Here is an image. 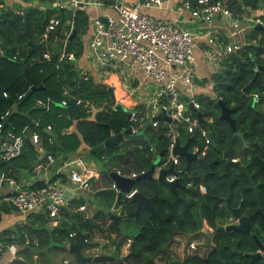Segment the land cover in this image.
<instances>
[{
	"label": "trees",
	"instance_id": "1",
	"mask_svg": "<svg viewBox=\"0 0 264 264\" xmlns=\"http://www.w3.org/2000/svg\"><path fill=\"white\" fill-rule=\"evenodd\" d=\"M227 3L237 15L264 8V0H227ZM52 16L59 18V24L48 33V40L56 32L62 33L60 28L65 27L66 35L74 29L75 35L70 39L69 47L76 60L82 52L81 35L88 25L86 12L75 10L69 25L67 21L70 12L62 14L61 9L30 6V10L27 13L23 10L22 15L8 6L0 9V86L6 93L0 99V114L8 110L7 116L2 120L1 131L4 133L10 130L21 134L23 129H28L30 133L36 132L46 151L53 155L54 161L61 160L69 151H73L79 141L88 146L91 156L97 155L102 159L106 170L101 172L100 180L106 189L94 192L97 207L109 209L113 205L122 212L116 224L120 233L110 240L115 251L114 254L110 253L111 264H156V259H161L166 264H264V258H256L250 262L245 255L258 249L251 234H255L264 246V28L251 27L245 36L249 47L226 55L218 69L209 77L214 96L233 109L230 114L245 145L234 135L229 124L219 118L217 99L199 95V110L205 118H210L203 128L212 142L205 143L198 132L182 134L178 139L182 143L188 141L189 150L196 145L199 153L203 151L201 156L207 164L195 159L189 162L186 169L185 160L180 157V184L176 188V195L153 177L136 180L133 188L151 198L156 212L153 214L142 206L137 208L135 201L124 192L117 196L112 189H108L111 179L107 170L112 166L125 173L148 170L152 165L150 148L159 152L168 146L164 136L165 128L144 126L130 134L123 133V140L119 144L92 152L90 148L101 143L110 134L124 132L129 125L128 108L113 104L107 85L94 82L88 76L78 75L75 60H58L57 53L62 48V43L55 44L57 48L50 49V46L40 42L46 22ZM30 42L40 43L41 51L31 49ZM43 51L50 53L49 60L41 58ZM24 67L31 77V83L24 74ZM40 83L42 87L32 90L25 99L18 97L31 84L37 86ZM63 88L67 89L66 95L62 94ZM255 93L257 99L254 102ZM47 97L51 101L47 110L35 105L36 99L44 100ZM63 98L66 99L65 106L69 107L70 114L60 104ZM76 98L92 102L100 108L92 120L87 119L83 105L75 103ZM72 123L74 130L61 133L62 129ZM46 125L50 126L54 134L51 144L47 142L51 133L46 131ZM24 134V146L20 154L10 160L19 157L20 165L31 168L36 155L27 140L28 134ZM109 156L112 157L107 160ZM232 158L236 160L231 161ZM3 164L5 163L0 161V165ZM61 176L62 174H56L53 178ZM41 185L43 181H36L28 188ZM199 185L205 187L204 192L199 191ZM225 200L231 207L238 208L241 214L248 216V235L215 229L217 223H226L230 218ZM70 203L77 207L81 204V199L71 200ZM62 208L59 213L65 218L68 216V219L63 222L59 220L54 226H47L49 218L45 214L30 212L26 215L27 220L14 224L13 230L5 229L0 232V243L15 242L19 245L16 257L8 264L32 263L33 255L38 259V264H56L63 258H68V264L77 263L74 253L67 249L65 242L73 241L74 237L69 236V233L74 232L76 235L74 229H87V218L83 217L81 211L69 212ZM1 209L9 212L12 208L2 203ZM95 212L97 215L100 210ZM109 213L104 214L108 217ZM203 220L213 228L210 232L213 245L207 253L204 256L193 253L179 258L168 257L167 249L173 238L177 235L197 236L201 233ZM108 223L112 228L111 232L116 234V226L112 221ZM131 227L133 231L129 233ZM77 238L78 236L74 240ZM126 238L130 239V244L128 256L123 259L120 247ZM41 258L47 262L42 263Z\"/></svg>",
	"mask_w": 264,
	"mask_h": 264
},
{
	"label": "built area",
	"instance_id": "2",
	"mask_svg": "<svg viewBox=\"0 0 264 264\" xmlns=\"http://www.w3.org/2000/svg\"><path fill=\"white\" fill-rule=\"evenodd\" d=\"M7 0H0V9L6 6ZM37 3L39 2L36 0ZM36 1H34L36 3ZM60 8L69 10L70 17L67 21L71 24L73 12L77 9L85 10L90 6H103L102 0H54ZM171 0H133V1H112L108 3L115 15H95L88 19L91 26L90 36L84 45V48L93 57L103 75H108L113 69L119 68L123 71L125 80L121 81L113 97L119 101L124 100L127 95L135 94L138 103L128 108V122L132 132L144 126L157 128L162 126L164 136L168 141V146L164 149L161 156L158 152L150 148L149 153L152 155L153 172L152 177L157 179L160 169L172 165V172L166 173L164 179L172 181L179 177L181 171L179 167L180 156L172 152L173 144L176 140L183 144L178 138L182 134H192L198 132L208 143L204 124L210 118H204L205 122L201 125L195 114L199 110L198 96H209L216 100L212 91V82L209 79L221 62V60L230 53H235L242 49V45L247 43L245 36L251 27L264 24V8L256 9L253 13L247 14L242 12L235 14L228 6L225 0H176V9L178 13L186 11L188 19L197 20L203 24H208L212 20L216 21L220 27H210L204 31H192L181 25L178 18L169 19L156 17L142 11V6L152 8H164ZM38 6V5H35ZM42 8L41 6H38ZM18 14H23V9L15 10ZM59 24V18L52 16L46 22L40 42L47 39L48 33L53 31ZM201 28V27H200ZM226 30V41L221 43L218 39L219 29ZM200 42L202 46L200 47ZM199 47L202 61L209 65L211 74L209 77L197 73L196 66L198 57L195 48ZM41 58L49 60L48 51L41 52ZM67 58L75 60L72 52H65L63 47L57 53V59ZM138 69L142 72L144 79L140 80L136 86H132V80L129 78L128 70ZM257 70V67H254ZM3 97L6 93L3 91ZM62 94H67V89L63 88ZM22 94L18 95L21 97ZM184 97L187 100H184ZM257 99V94H253V101ZM127 101V99L125 100ZM50 99H36V105L47 108ZM76 104L83 105V111L91 119L99 110L92 102L82 101L80 98L75 99ZM60 104L66 105V99L63 98ZM190 104V105H189ZM162 113L165 118L153 119L157 114ZM8 114L5 110L0 114V161H9L18 156L24 146L25 134H17L10 130L1 131L2 120ZM168 118V119H167ZM50 130V126H45ZM28 139L38 144V159L35 161L31 170L33 172L54 162L51 153L46 152L39 145V137L36 132H31ZM54 137L49 135L47 142L53 143ZM188 149V145H187ZM189 150V149H188ZM190 152H196L198 156V147L194 145ZM154 160L156 163L154 164ZM232 158L231 161H235ZM79 169H70L68 179L75 190L88 189L91 185V173L88 168L79 160L75 161ZM116 174L123 177L133 178L139 173L131 171L123 172L118 167H110ZM6 184L9 187L8 192L3 198H0V221L5 214L1 209V204L7 201L14 208L16 215L15 222L24 219L25 215L30 212H40L45 214L50 222H55L60 209L67 203L65 194V184H55L46 182L35 188H23L16 185L15 180L8 172H0V187ZM100 188L104 185L100 181ZM108 188L116 189L115 183L111 180ZM200 192L205 191L203 185H199ZM135 189L132 188L125 193L130 197ZM84 205L77 206V210H83ZM122 216L121 211H116ZM211 231L210 226L203 220L201 230ZM206 229V230H204ZM70 232L69 236H73ZM194 240V239H192ZM189 240L181 257L193 254L197 249L194 241ZM36 245V242H34ZM130 239L126 238L120 247V253L125 255L129 251ZM4 248L8 249L10 254L14 255V250L10 245L0 243V256ZM206 248V244L202 245ZM98 254V253H96ZM91 254V255H96ZM85 255H89L88 253ZM198 255V254H197ZM201 256V255H199ZM68 259H63L61 264H68Z\"/></svg>",
	"mask_w": 264,
	"mask_h": 264
},
{
	"label": "crops",
	"instance_id": "3",
	"mask_svg": "<svg viewBox=\"0 0 264 264\" xmlns=\"http://www.w3.org/2000/svg\"><path fill=\"white\" fill-rule=\"evenodd\" d=\"M34 1H36V0H7L6 6L11 7L14 10H20V9L24 10V8L26 6L38 5V6H41L43 9L47 8V7L48 8L61 9L62 14L69 12V10L65 11L64 9L60 8L56 4V1H54V0H43V1H46V3L45 2H38L37 3V1L35 3ZM112 1H133V0H102V2H104L103 6H90L83 11L86 12L89 20H90V17L95 16V15H112V16H114L115 15L114 11L108 7V3L112 2ZM225 1H227V0H225ZM142 7L141 8H142L143 12L150 14V15H154L156 17L169 18V19L178 18L183 27H185L189 30H192V31H204L205 29H207V26H210V27L218 26V27H220V25H223V24H218L214 20H212L208 24H203L197 20H190V18L188 19V13L186 11H182L181 13H178V11L176 9V0H171L167 4V6L164 8H152V7H145V6H142ZM146 8H148L149 11ZM257 9H260V8H257ZM254 11H252V12L247 11L246 13L251 14ZM60 29H61L62 33L56 32L53 35V37L50 39V41L54 45L58 44V43H62V45H63L62 47L64 49V43H65L66 37L68 35H66L67 31H66L65 27L60 28ZM90 31H91V26L89 25V22H88L87 29H86L85 33L83 35H81L82 52H81L80 56L75 60V65H76V68L78 70V74L83 75V76L84 75L88 76V77L92 78L94 80V82L110 86L112 88V91L114 94L116 92V90L118 89L121 81L125 80V78L123 77V71L120 70L119 68H117V69H113L112 71H110V73L108 75H103L101 73V71L97 65V62H95L93 57L91 55H89V52L84 48V45L90 36ZM225 34H226V30L224 28H220L217 39L221 43H224L226 41ZM46 40H48V38ZM200 43H201L200 44V47H201L203 44H202V42H200ZM195 53L198 57V64L196 66L197 73L204 74V75H207L209 77V75L211 74L212 71H211L210 66L205 64L202 61L201 56H200L201 53H200L199 47L195 48ZM128 74H129V78L132 80V82H131L132 86H136V84H138L140 82V80L144 79L142 72L136 68L135 69L133 68L132 70H128ZM126 99H127V101H125ZM137 99L138 98H137V96H135V94L127 95L125 97V99L121 100V101H119L113 97V104H121L125 108H129L130 106H133V105L138 103ZM35 105H36V100H35ZM47 108L46 109L44 108V109L47 110ZM87 119L92 120L88 116H87ZM72 130H74V124L73 123L68 125L66 128L62 129L61 133H63V134L70 133ZM22 131H23L22 133H26L29 136L30 131L28 129H23ZM46 131L51 133L52 136L54 135L51 130H46ZM28 136H27V140L29 141V143L31 144V146L33 147V149L35 151V155H36L35 161H36L38 159V154H39L38 149H37L38 144L32 143L28 139ZM39 145L41 148H43L46 151V149L44 148V146L40 140H39ZM88 149L89 148H88V146H86V144H84L82 141H79V143L77 144L76 148L73 151H69V153L64 155L61 160L59 159L58 162H56V160H55L52 163L45 164V166H43L40 169V171L33 172L30 167L24 168L22 165H20L21 159L18 157V158H15L14 160H10L7 162L3 161L5 164L0 165V172H8L9 174H11L15 180L16 185H19V187H23V188H28V186H30L32 183H34L36 181H43V184H44L46 182H49V180L52 179L54 175L62 174L61 177H56V178H53L51 180V182H53L57 185H59V184L64 185L65 184L64 197H65L67 203L63 206L62 209L63 210L66 209V211H69V212L81 211L83 217L87 218L90 221V219L92 217V208H91L92 203L90 202V199L92 198V195H94V192H96L97 190L106 189V188H100L99 187V184L101 181L100 180L101 172L99 170H96V169L94 170L92 168L94 166V165L90 164L92 162V160L86 159L90 155L88 152ZM79 160L84 164L85 168H88L89 172L92 174L91 175V185L88 189L75 190L74 186L72 184H70V181L67 177L68 171L70 169H73V168L79 169L77 162H75V161H79ZM55 164H57V165L55 166ZM62 168H66V170L62 171ZM8 189H9V187L6 186V184H3L0 187V198H3L6 195V193L8 192ZM108 189H112L115 193H117L116 189H113V188H108ZM74 199H81V204L84 205L83 210H77V207H74L73 204L70 203V201L74 200ZM2 203L8 204L12 209L7 214H5L3 216V218L1 219V221H0V232H2L5 229L13 230L15 223L23 222V221H25V219L27 220V216L25 215L24 219H21L20 221L15 222L14 218L16 215H19V214L17 212H15L12 205L7 203V201H4ZM65 219H68V216H66V218H65L63 214L58 213L56 221L50 222V220H48L47 226H54L57 222H59V220H60V222H63ZM108 221H109V219H108ZM90 222H92L93 224L99 225V223H95L93 221H90ZM68 223H70V221H68ZM92 228H95V227H92ZM86 230H84V231H78L77 230L76 231V229H74L73 231H75L76 235H73L72 238L77 237L78 232L83 233V232H86ZM114 235L117 236V234L112 233V237H114ZM89 236H90V234H89ZM89 236H88V238H89ZM74 238L72 239L73 241H71V242H65L67 249H69L68 246L70 243L77 242L78 238L76 240H74ZM88 238L86 239L87 242H89ZM111 238H109V240H111ZM8 245H10L11 248L14 250V255L10 254L9 250L4 248V250L2 251V254L0 256V264H8L14 257H16L15 256L16 250L19 248V245L15 242L14 243H12V242L8 243ZM85 246H87V245H85ZM85 246H83V247H85ZM85 251H87V249H85ZM81 252H82V254L85 255V252H83L82 248H81ZM32 258H33V262L29 263V264H38V259L36 258V256L33 255ZM63 259H68V258H63ZM62 260H61V262H62ZM40 261L42 263L47 262L46 259H44V258H41Z\"/></svg>",
	"mask_w": 264,
	"mask_h": 264
},
{
	"label": "water",
	"instance_id": "4",
	"mask_svg": "<svg viewBox=\"0 0 264 264\" xmlns=\"http://www.w3.org/2000/svg\"><path fill=\"white\" fill-rule=\"evenodd\" d=\"M29 10H30V6H26L24 8L25 13H27ZM255 27L264 28V24L263 25H256ZM74 35H75V30L73 29V30H71V33L66 37V40L64 43V51L65 52L71 51L70 47H69V43H70V39ZM248 47H249L248 43H244L242 45L243 49H247ZM30 48L36 49L38 52L41 51L40 43L30 42ZM1 56L2 55L0 53V57ZM263 67L264 66H262V68ZM24 74L26 75L29 82L31 83L32 80H31V77L27 73L26 67H24ZM255 76H256V73L253 75V78H255ZM41 87H42L41 83L37 86H34L31 84L29 86V88L26 90V92L21 96L20 99H22V100L25 99L26 97H28V95L30 94V92L32 90L40 89ZM107 89L113 98L112 88L110 86H108ZM2 93H3V89L0 86V99L4 98ZM184 100H187V99L184 97ZM216 104L218 105V108H219V118L225 120L229 124L230 128L234 132V135L237 136L241 140L242 145H245V140L243 139L241 132L237 131L235 129L234 121H233V118L231 117V114H230L233 109L227 107L224 104V102L220 99L216 100ZM63 106H65V105H63ZM66 110L70 114L68 106L66 107ZM195 114L197 116L198 122L201 125H203L205 120L203 118L202 112L200 110H196ZM127 117H128V115H127ZM159 118L163 119V118H165V116H163V114L160 113V114H157L153 117V119H159ZM123 133L130 134L131 133L130 127L128 126L124 130V132H117V133L110 134L101 143L91 147L90 150L92 152L101 151V150H104V148L106 146L119 144L123 140V137H122ZM206 137L210 142H212L210 137L207 134H206ZM187 145H188V141H185L183 144H179V141L176 140L173 144V147H172V152L174 154H177L180 157L184 158L186 169H187L189 162L191 160H195V159L207 164V162H205L203 156H198L196 152H190L187 149ZM163 152H164V150L159 151L158 157L161 156ZM111 157L112 156H109L107 158V160H109ZM172 171H173L172 165H170L167 168L160 169L158 172V175H157V180L159 182H162L163 184H165L176 195L177 194L176 188L180 184L178 178H176L172 181H166L164 179L165 174L172 172ZM152 172H153V165H151L148 170L144 171V173L138 174L137 176H135L133 178L120 176V175L116 174L115 171H113V170H110L108 175H109L110 179L115 183L116 188H117V196H119V194L121 192H124V193L129 192L133 188L135 181L138 180L139 178H151ZM130 198L135 201V203L137 204V208L142 206V207L146 208L149 212H151L153 214L156 213L152 204H151V198L150 197L143 196L139 191H137L135 189L131 193ZM225 206H226V208L230 214V217L233 219V221L229 222V223H225V224L217 223L215 225V229L218 231H235V232H240V233H244V234L248 235L250 233L248 216L241 214L240 211L238 210V208L231 207L227 200H225ZM120 218H121V215L119 213L110 212L108 214V219L111 220L113 222V224L116 226L115 230H116L117 235L120 233V231H119V228L116 224ZM86 223H87L86 232H83V233L78 232L77 242H72L68 246V248L74 253L75 259L77 261L76 264H87L89 261L106 262V263L111 264L112 255H110L108 253H98L96 255H84V254H82L81 248L85 245H91L89 242L86 241V239L88 238L90 231L92 230V227L99 228L98 224H93L88 219H86ZM251 237L253 238L258 249L255 252L245 253V255L250 259V262L256 258H264V246L261 244V242L255 236V234H251ZM234 252H238L241 254V252L237 251V250H234ZM127 256H128V254H125L122 256V258L126 259Z\"/></svg>",
	"mask_w": 264,
	"mask_h": 264
},
{
	"label": "rangeland",
	"instance_id": "5",
	"mask_svg": "<svg viewBox=\"0 0 264 264\" xmlns=\"http://www.w3.org/2000/svg\"><path fill=\"white\" fill-rule=\"evenodd\" d=\"M143 8V7H142ZM64 9V8H63ZM148 10V8H146ZM65 11H67V8L64 9ZM149 11V10H148ZM42 44L44 45H48L50 46V49H55L57 48L50 40H45L42 42ZM119 70V69H118ZM79 75V74H78ZM117 145V144H116ZM88 160H92V162L90 163L91 165H94L92 168L95 170H99L100 172H103L106 170V168L103 166V161L101 158H99L97 155H89L88 158H86ZM56 162H58V159L56 160ZM154 164L156 163V160H154L153 162ZM57 164H55L56 166ZM91 167V166H90ZM66 168H62V171H65ZM107 173H109V169L107 170ZM91 204V208H92V217H91V221L95 222V223H99V228H92L91 232H90V236L88 238L89 243L91 245H87L85 247H82L83 252H85V254H96V253H112L114 254V249L111 247V241L109 240V238L112 237V228L109 225V220L108 221V217L107 214H104L105 212H115L116 213V209L114 208V206L112 205L109 209L108 208H102L101 206L97 207L98 203L95 200V196L92 195V198L90 199ZM100 210V212L96 215L95 211ZM95 212V213H94ZM230 219H228L227 221H229ZM131 230L129 231V233H132L133 231V227L130 228ZM206 230V229H204ZM201 233H198L197 236L195 237H188L186 235H178L176 236L172 243L168 246L167 249V253L169 254V256H173V257H181V251H183L186 247V244H188V241L190 239H194L192 241H194V244L197 246L196 250H193L192 252L201 256H204L206 251L209 249V244L211 243V235L210 233H206L205 231L200 230ZM204 243L206 244V248H202V245H204ZM93 244V245H92ZM122 246V245H121ZM85 249H87V251H85ZM160 258V257H158ZM56 264H61V261H57ZM87 264H99L98 261H89ZM156 264H166V262H163V260L161 259H156Z\"/></svg>",
	"mask_w": 264,
	"mask_h": 264
},
{
	"label": "flooded vegetation",
	"instance_id": "6",
	"mask_svg": "<svg viewBox=\"0 0 264 264\" xmlns=\"http://www.w3.org/2000/svg\"><path fill=\"white\" fill-rule=\"evenodd\" d=\"M229 219H230V220L227 221L226 223H229V222H232V221H233V219H232L231 217H230ZM206 224H207V223H206ZM223 224H225V223H223ZM208 226H209V225H208ZM210 228H211V231H212L213 228H212L211 226H210ZM211 231H209V233H210ZM212 245H213V243H212V239H211V243L209 244V249L211 248ZM209 249H208V250H209ZM208 250H207V251H208ZM207 251H206V253H207ZM206 253H205V254H206Z\"/></svg>",
	"mask_w": 264,
	"mask_h": 264
},
{
	"label": "clouds",
	"instance_id": "7",
	"mask_svg": "<svg viewBox=\"0 0 264 264\" xmlns=\"http://www.w3.org/2000/svg\"><path fill=\"white\" fill-rule=\"evenodd\" d=\"M152 178V177H151ZM202 227V226H201ZM174 239V238H173Z\"/></svg>",
	"mask_w": 264,
	"mask_h": 264
}]
</instances>
